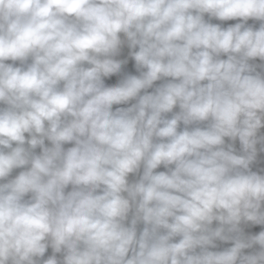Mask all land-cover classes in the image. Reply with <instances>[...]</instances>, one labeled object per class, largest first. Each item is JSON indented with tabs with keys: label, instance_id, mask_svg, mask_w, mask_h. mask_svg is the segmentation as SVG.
<instances>
[{
	"label": "clouds",
	"instance_id": "1",
	"mask_svg": "<svg viewBox=\"0 0 264 264\" xmlns=\"http://www.w3.org/2000/svg\"><path fill=\"white\" fill-rule=\"evenodd\" d=\"M256 59L264 0H0V264H264Z\"/></svg>",
	"mask_w": 264,
	"mask_h": 264
},
{
	"label": "water",
	"instance_id": "2",
	"mask_svg": "<svg viewBox=\"0 0 264 264\" xmlns=\"http://www.w3.org/2000/svg\"><path fill=\"white\" fill-rule=\"evenodd\" d=\"M205 19L207 20L208 17L207 15L205 16ZM212 23H218L220 24L222 27H228L229 25H233L239 21L237 20H234V21H218V20H211ZM259 21H252V20H249L248 21V24L249 25H252L253 27H256L258 28L259 27ZM127 52H128V49L127 47L125 46L123 49H122V55L118 58H124L127 56ZM222 58H226V57H222ZM8 63H12L11 61H8ZM250 63H254L256 65H260L264 62L260 61L259 59H256L255 61H250ZM16 64L18 65L19 62H16ZM134 65V62L133 61H129V64L124 68V71L125 72H130L132 74H138L135 72V69L133 67ZM261 69L260 68H257V71H260ZM119 79V76H113L111 78H107L106 79V83L107 84H114L117 82V80ZM162 83V81H157L156 84H160ZM149 91H152V89H149ZM130 103H134V101L130 102ZM2 106V105H0ZM128 105H114L113 106V110H115L116 107H127ZM179 109L176 108L174 109V111H178ZM169 118L171 116V113L168 114ZM203 126V125H201ZM183 125L181 124V130L183 129ZM258 135H264V128H261L258 132ZM226 140V144L228 143H233L232 141H230L228 138H225ZM47 143V142H46ZM72 145L71 144H68V145H65V148L67 147H71ZM234 146L237 150V152L240 151V143H239V140L237 139L235 142H234ZM261 147V145H257V148L259 149ZM37 152H39V149L36 150ZM262 168H264V152H258V157H257V162L252 166V170L253 171H260ZM21 169H16L13 171L12 173V176L14 177L15 175L18 174V172L20 171ZM166 169L163 168V166H161L159 169H157V171H165ZM261 174H264V172H261ZM137 177H134V176H131L129 177L130 181L135 179ZM67 190H71V186H69V189ZM66 190V191H67ZM213 226L215 227L216 226V223L214 222ZM241 227L244 229V233L245 235H254V234H258L259 231L261 230H264V225H252V224H242ZM138 228H142V225H139ZM217 249H214V250H223L224 248L226 247H230L231 246V242H228V243H223V242H219L217 241ZM259 250V246H255L254 249H246L245 250V253H249V252H252V251H257ZM53 253H52V250L51 248H49L47 250V252L45 253V256L43 257V259H47L49 256H51ZM57 255V258L58 259H61L62 258V254H56Z\"/></svg>",
	"mask_w": 264,
	"mask_h": 264
}]
</instances>
